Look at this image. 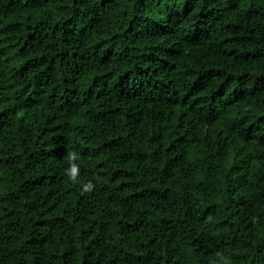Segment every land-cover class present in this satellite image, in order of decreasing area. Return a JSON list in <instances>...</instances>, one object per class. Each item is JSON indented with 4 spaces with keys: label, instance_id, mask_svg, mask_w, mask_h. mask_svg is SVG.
Returning <instances> with one entry per match:
<instances>
[{
    "label": "trees",
    "instance_id": "1",
    "mask_svg": "<svg viewBox=\"0 0 264 264\" xmlns=\"http://www.w3.org/2000/svg\"><path fill=\"white\" fill-rule=\"evenodd\" d=\"M0 264H264V0H0Z\"/></svg>",
    "mask_w": 264,
    "mask_h": 264
},
{
    "label": "clouds",
    "instance_id": "2",
    "mask_svg": "<svg viewBox=\"0 0 264 264\" xmlns=\"http://www.w3.org/2000/svg\"><path fill=\"white\" fill-rule=\"evenodd\" d=\"M73 155H75V154H73ZM66 174L69 177V179L73 183H75L77 181L76 177L79 174V167L77 165H72L71 166V171L67 170ZM93 188H94V185L91 182H88L87 184L83 185V192H90V191L93 190Z\"/></svg>",
    "mask_w": 264,
    "mask_h": 264
}]
</instances>
